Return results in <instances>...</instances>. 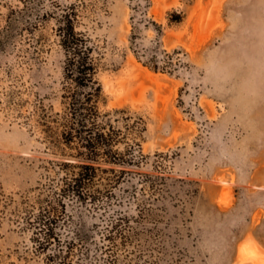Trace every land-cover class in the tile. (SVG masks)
<instances>
[{
  "label": "rangeland",
  "instance_id": "obj_1",
  "mask_svg": "<svg viewBox=\"0 0 264 264\" xmlns=\"http://www.w3.org/2000/svg\"><path fill=\"white\" fill-rule=\"evenodd\" d=\"M79 1L77 29L100 51L99 108L122 109L124 130L141 118L145 158L115 189L121 202L64 198L72 217H59L60 235H88L72 264H264V108L242 116L225 91L248 50L264 51V0H0V264H52L35 250L31 214L56 198L58 163L74 159L45 123L63 110L64 52L50 13ZM131 34L139 53L174 65H144ZM159 173L152 215L130 223L139 236L110 245L113 208L136 214L134 189L152 191L140 178Z\"/></svg>",
  "mask_w": 264,
  "mask_h": 264
},
{
  "label": "trees",
  "instance_id": "obj_2",
  "mask_svg": "<svg viewBox=\"0 0 264 264\" xmlns=\"http://www.w3.org/2000/svg\"><path fill=\"white\" fill-rule=\"evenodd\" d=\"M137 1L138 6L146 7L149 4V0ZM82 5L83 1L58 4L50 13L56 20V34L64 52L63 110L54 114L47 113L45 123L50 133L56 134L50 136H56L59 142L71 149L72 152L67 155L74 159L58 163L63 174L60 186L53 191L57 194L56 198L54 196L52 200H46L47 206L39 207L31 214L35 250L45 252L47 261L52 264H72L70 256L79 244H85L88 237L79 227L69 229L64 237L60 235L57 228L59 217L62 216L65 221L72 217L71 213L66 212L64 198L91 208H108V204L121 202L115 189L130 181L129 174L136 172L133 167L139 166L145 158L140 142L141 132L145 128L141 118L131 124L126 123L124 130L117 124L124 119L117 115L122 109L103 112L99 108L102 86L96 74L100 51L87 32L77 29L79 6ZM130 39L136 57L149 68L166 70L174 65L165 59L160 62L156 50L145 49L139 53L132 46L135 43L134 34H131ZM129 133L131 138H128ZM121 143L123 146L120 148ZM160 173L152 178L148 175L140 178L143 184L148 183L152 191L146 197L144 192L140 193L143 185L139 192L134 189L131 198L136 203V214H129L122 208H113L104 235L111 241L110 245L127 244L131 237L139 236L140 232L134 230L130 223L141 225L147 216L152 215L154 202L162 190L158 186V180L164 178ZM153 221L157 223L158 219L153 217ZM116 237L119 238L117 242ZM148 262L158 264L156 260Z\"/></svg>",
  "mask_w": 264,
  "mask_h": 264
},
{
  "label": "clouds",
  "instance_id": "obj_3",
  "mask_svg": "<svg viewBox=\"0 0 264 264\" xmlns=\"http://www.w3.org/2000/svg\"><path fill=\"white\" fill-rule=\"evenodd\" d=\"M225 91L242 116L254 118L257 108H264V51L248 50L232 69Z\"/></svg>",
  "mask_w": 264,
  "mask_h": 264
},
{
  "label": "bare ground",
  "instance_id": "obj_4",
  "mask_svg": "<svg viewBox=\"0 0 264 264\" xmlns=\"http://www.w3.org/2000/svg\"><path fill=\"white\" fill-rule=\"evenodd\" d=\"M130 81H131V80L120 79V80H119V82H120V86L123 87L124 85L130 83ZM244 246H247V245H244ZM244 246H242L243 249L246 248V247L244 248ZM249 247H250V246H249ZM248 249H249V248H248ZM241 250H242V249H241ZM245 250H246V249H245Z\"/></svg>",
  "mask_w": 264,
  "mask_h": 264
}]
</instances>
